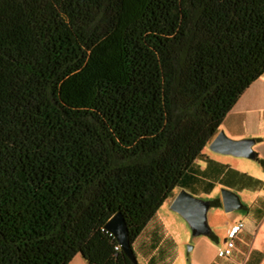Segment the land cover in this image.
<instances>
[{
	"label": "trees",
	"instance_id": "obj_1",
	"mask_svg": "<svg viewBox=\"0 0 264 264\" xmlns=\"http://www.w3.org/2000/svg\"><path fill=\"white\" fill-rule=\"evenodd\" d=\"M263 76L264 0H0V264H135Z\"/></svg>",
	"mask_w": 264,
	"mask_h": 264
},
{
	"label": "rangeland",
	"instance_id": "obj_2",
	"mask_svg": "<svg viewBox=\"0 0 264 264\" xmlns=\"http://www.w3.org/2000/svg\"><path fill=\"white\" fill-rule=\"evenodd\" d=\"M243 101V103H240V108H236L233 114L229 116L228 122L224 126L227 130H229V128L235 131L238 129L244 130V122L249 121L251 117H256L261 123H257L255 134L253 137H248L249 135H245V133H242L240 137H238V135L232 137L227 132L225 133L234 140L260 138L261 140L257 141L253 148L257 156L264 158V129H262V127H264V98H262V94L259 91L256 93V87L254 86L246 94ZM248 129H255V127L248 125ZM203 153L228 165L229 167L226 169V172L236 177L240 178L243 174L244 177L250 176L264 183V167L255 159L216 153L212 151L209 146L204 149ZM197 161L201 165L205 164L202 157H199ZM260 184L261 183L257 182L249 187L241 189L240 194L242 201L248 208L252 205L254 200L264 196V189ZM191 186L192 185L189 184L185 188H176L175 192L147 224L149 225L147 226V230L156 226L159 236L161 235L163 238L161 245L154 253V255L159 258L157 264H195L197 260H203L204 257L210 259L216 258L218 253L217 247L219 243H223L225 240L228 226L239 220L248 222L252 219V212L248 209L226 212L223 206H211L207 213L208 223L212 232L219 239V243L205 235H193L189 223L179 213L171 209V201L174 199L175 195L179 191L185 190L197 198L210 201L219 197L222 193V189L227 187L217 184L210 194H205L204 192H197L196 188H192ZM253 225H256L255 220ZM145 233L141 236L143 239L146 237ZM241 240V246L244 245V249L242 247H237L235 249L234 254L237 256V262H242L248 255V249L251 247L253 250L251 258L257 259L256 263H259V260H261L259 264H264V220L262 225L253 230L250 238L242 237ZM134 245V249L138 256L137 261L140 264H147L146 260L139 255L137 242ZM218 261H220L219 264H221L225 259L218 258Z\"/></svg>",
	"mask_w": 264,
	"mask_h": 264
},
{
	"label": "crops",
	"instance_id": "obj_3",
	"mask_svg": "<svg viewBox=\"0 0 264 264\" xmlns=\"http://www.w3.org/2000/svg\"><path fill=\"white\" fill-rule=\"evenodd\" d=\"M254 86L256 87V93L259 91L262 94V98H264V76H263L246 90V92L239 99V101L237 102L235 107L229 112V114L224 119L219 131L224 130L225 132H227L232 137L233 136L236 137V135H238V137H240L242 135V133H245V135H249L248 137H253V135L255 134V131H256L257 123H261V121L257 120L258 118H256V117H251V119L249 121L244 122V124H243L244 130L238 129L235 131L232 128H229V130H227V128H225L224 125L227 124L228 118H229V116H231V114H233L234 110H236V108H238V107L240 108V103L244 102L243 100H244L246 94ZM248 125L255 127V129H248ZM262 129H264V127H262ZM205 156L208 157V158L202 157L205 161V164L201 165L197 161L196 167L199 168L198 170H200V171L206 170L208 172V174H206V177H205V174L202 176L198 175V176L192 178V180H189L188 183L186 184V185H189V184L192 185L191 187L196 188L197 192H204L205 194H210L212 192L213 188L217 184H221V185H224L225 187H227L228 189L236 192L240 196L241 201H242V197L240 194L241 189L249 187L252 184H255L257 182L261 183L260 185L264 189V183L262 181L253 179L250 176L244 177L243 174H242V176H240V178L236 177V176L226 172V169L229 167L228 165L222 163L221 161H219V160H217V159H215V158H213L207 154H205ZM216 198H220V200H221V195L219 197H216ZM242 203H243V201H242ZM221 206H223L222 201H221ZM242 209L250 210L252 212V214H251L252 219H251V221H248V222L245 220H239V221H243L245 226L236 235V237L234 239L235 246L233 248L232 254L229 257H220L217 253L216 258L210 259V258L204 257L203 260L202 259L197 260L195 262V264H219L220 261H218V258L225 259V261H222L221 264H259L261 262V260H259V263L258 262L256 263L257 259H255L253 257L251 258V254L253 252L251 247L248 249V255L242 260L241 263L237 262V256H235L234 253H235V249L237 247H242L244 249V245L241 246V243H242L241 238L242 237L243 238H250L252 233H253V230L255 228L259 227L260 225H262V222L264 220V196L258 197L256 200H254V202L252 203V205L249 208L243 203ZM254 220L256 221V225H253ZM147 226H149V225H147ZM147 226L143 231V234L146 232L145 233L146 237L144 239L142 237H139L134 242V244L137 242V244H138L137 249H138L139 255L142 256L144 260H146L147 264H157L159 258H157V256L154 255V253L157 250V248L161 245L163 238L161 235L159 236L156 226L151 228V229H148V230H147V228H148ZM230 227H231V225L228 226L227 231L229 230ZM211 232H212V230H211ZM226 237H227V235H226ZM225 240H226V238H225ZM225 240L223 241V243H219V239L216 237V241L219 243V245L217 247V251L220 247H222L224 245ZM134 244H133V246L135 248ZM153 245L156 246V249L150 251L149 247H151ZM79 256L80 255H76L69 264H88V262L82 256H80V257Z\"/></svg>",
	"mask_w": 264,
	"mask_h": 264
},
{
	"label": "water",
	"instance_id": "obj_4",
	"mask_svg": "<svg viewBox=\"0 0 264 264\" xmlns=\"http://www.w3.org/2000/svg\"><path fill=\"white\" fill-rule=\"evenodd\" d=\"M255 138L234 140L224 130L218 131L209 144V148L220 154H230L238 157L255 159L257 153L254 145ZM222 205L226 212L240 210L243 207L240 196L227 188L222 189ZM211 207L209 200L197 198L185 190L179 191L171 201V209L179 213L191 226L193 235L208 236L211 227L208 223L207 213ZM105 229L116 239L124 254L135 264H138L134 249L131 244L130 234L126 219L121 211L115 213L105 224ZM192 248V247H191Z\"/></svg>",
	"mask_w": 264,
	"mask_h": 264
},
{
	"label": "built area",
	"instance_id": "obj_5",
	"mask_svg": "<svg viewBox=\"0 0 264 264\" xmlns=\"http://www.w3.org/2000/svg\"><path fill=\"white\" fill-rule=\"evenodd\" d=\"M244 226L245 224L243 221H238L231 225L227 232V237L224 245L218 249V255L220 257H229L232 254L233 248L235 246L234 239L236 235L244 228ZM115 249L121 250L120 245L118 244Z\"/></svg>",
	"mask_w": 264,
	"mask_h": 264
}]
</instances>
